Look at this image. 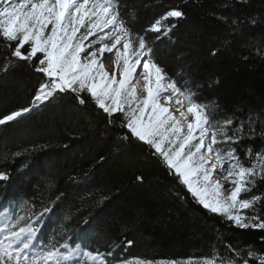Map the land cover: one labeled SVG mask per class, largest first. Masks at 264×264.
Wrapping results in <instances>:
<instances>
[{
  "label": "trees",
  "instance_id": "obj_1",
  "mask_svg": "<svg viewBox=\"0 0 264 264\" xmlns=\"http://www.w3.org/2000/svg\"><path fill=\"white\" fill-rule=\"evenodd\" d=\"M119 4L125 19L135 17L132 23L138 31L166 9L178 6L185 11L186 18L178 21L171 39L155 44V58L181 84L188 80L199 85L201 102L216 101L217 119L244 120L258 113L264 120V0H119ZM233 20L239 23L234 26ZM4 60L0 44V64ZM38 75L22 61H13L7 71L0 67V114L32 109L0 126V169L11 174L8 182H0V210L19 211L24 202L39 207L41 201L60 196L45 218L41 239L60 233L63 223V236L56 237L60 243L69 236L80 243L85 229L87 243L100 251L126 238L133 244L122 245L118 252L129 259H199L212 256L214 249L227 256L231 254L227 245H251L264 254V231L229 227L222 217L204 210L146 149L123 141L120 130L106 127L103 114L91 104L79 106L68 95L33 105L43 82ZM248 145L256 151L264 147V140L242 141L237 146L242 159ZM25 149L19 158L11 155ZM138 175H143V183L135 179ZM253 193L264 194V181H257ZM102 195L107 199L101 203Z\"/></svg>",
  "mask_w": 264,
  "mask_h": 264
},
{
  "label": "snow or ice",
  "instance_id": "obj_2",
  "mask_svg": "<svg viewBox=\"0 0 264 264\" xmlns=\"http://www.w3.org/2000/svg\"><path fill=\"white\" fill-rule=\"evenodd\" d=\"M184 18L185 11L174 6L138 31L134 16L127 20L121 15L119 0H0L5 57L0 67L7 71L13 61L24 62L43 81L33 105L68 95L79 106L91 104L103 114L106 127L146 149L204 210L222 217L229 227L264 231V194L253 193L257 181H264V147L254 151L248 145L243 159L237 147L244 140H264V120L258 113L244 120L217 119L219 104L201 102L199 85L188 80L181 84L154 56L155 44L171 39ZM31 110L0 114V126ZM27 151L11 155L19 158ZM10 179L11 174L0 169V182ZM135 179L144 181L143 175ZM104 199L102 195L100 202ZM59 200L56 196L39 207L24 202L19 211L0 210V264H264V254L251 245H227V256L214 249L212 256L199 259H129L118 252L122 245L133 244L126 238L100 251L87 243L85 229L80 243L71 236L60 243L56 237L63 236V223L60 233L41 239L45 218Z\"/></svg>",
  "mask_w": 264,
  "mask_h": 264
}]
</instances>
